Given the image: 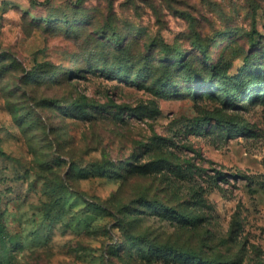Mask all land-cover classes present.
<instances>
[{
    "label": "rangeland",
    "instance_id": "obj_1",
    "mask_svg": "<svg viewBox=\"0 0 264 264\" xmlns=\"http://www.w3.org/2000/svg\"><path fill=\"white\" fill-rule=\"evenodd\" d=\"M262 82L264 0H0V264H264Z\"/></svg>",
    "mask_w": 264,
    "mask_h": 264
},
{
    "label": "trees",
    "instance_id": "obj_2",
    "mask_svg": "<svg viewBox=\"0 0 264 264\" xmlns=\"http://www.w3.org/2000/svg\"><path fill=\"white\" fill-rule=\"evenodd\" d=\"M262 84L264 85V83L262 82ZM263 93H264V88H263ZM250 97H252V96H250ZM79 107H81V109L84 111L85 110V108H84V106L83 105H81V106H79ZM61 199L60 200H58V203H61ZM180 215H182V216H184V219H187L188 221H190V222H194L195 220H196V218L194 217V216H191V215H185V214H180ZM167 254H179V255H181V256H186V257H191V255H192V252H190L189 250H183V249H170L169 250V252H166Z\"/></svg>",
    "mask_w": 264,
    "mask_h": 264
}]
</instances>
